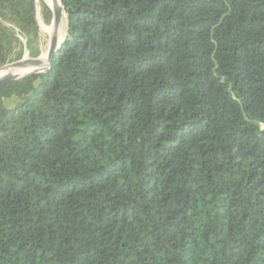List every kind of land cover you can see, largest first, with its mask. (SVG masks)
<instances>
[{
	"label": "trees",
	"instance_id": "16d2710c",
	"mask_svg": "<svg viewBox=\"0 0 264 264\" xmlns=\"http://www.w3.org/2000/svg\"><path fill=\"white\" fill-rule=\"evenodd\" d=\"M61 2L0 84V264H264V0ZM37 15L0 0V67Z\"/></svg>",
	"mask_w": 264,
	"mask_h": 264
},
{
	"label": "water",
	"instance_id": "95a60500",
	"mask_svg": "<svg viewBox=\"0 0 264 264\" xmlns=\"http://www.w3.org/2000/svg\"><path fill=\"white\" fill-rule=\"evenodd\" d=\"M58 2H59V6L55 5L53 9L50 8L52 12L51 22L53 23L55 30L57 29V26L60 22L61 11L63 10V5L61 0H58ZM38 9L39 7H37V11ZM38 16L39 15H37V17ZM38 26H39V22H38ZM61 42H62V38L59 39L57 37V34L54 32L48 42L45 62H43L40 59L41 54L34 58L28 57L27 54H25L20 60L13 61L11 63L1 66L0 84H6L12 81H17L24 78L25 76L46 70L51 64L53 54L60 46Z\"/></svg>",
	"mask_w": 264,
	"mask_h": 264
},
{
	"label": "bare ground",
	"instance_id": "6f19581e",
	"mask_svg": "<svg viewBox=\"0 0 264 264\" xmlns=\"http://www.w3.org/2000/svg\"><path fill=\"white\" fill-rule=\"evenodd\" d=\"M38 1V0H37ZM46 5L53 9V7L55 5L59 6V2L58 0H43ZM63 10L61 11V19H60V22L57 26V29L55 30L54 28V25L52 22H50L51 24L49 26H46L43 22H39V25H40V29H41V32H42V35L44 36H47L50 37L52 36V34L55 32L57 34V37L60 39V38H63L64 36V28H63ZM38 21H39V17H38ZM49 39H48V42H49ZM48 42H47V46L46 48L41 52V56H40V59L45 62L46 61V51H47V48H48ZM23 73V72H22Z\"/></svg>",
	"mask_w": 264,
	"mask_h": 264
},
{
	"label": "rangeland",
	"instance_id": "374dc122",
	"mask_svg": "<svg viewBox=\"0 0 264 264\" xmlns=\"http://www.w3.org/2000/svg\"><path fill=\"white\" fill-rule=\"evenodd\" d=\"M36 2L39 3V0L38 1L36 0ZM40 21L43 22L41 20V18L39 17L38 22H40ZM63 28L66 29V21H65V15L64 14H63ZM64 33H65V30H64ZM39 35H40V41H41L40 48H41V52H42L47 46V42H48L49 37L42 35L41 29H39Z\"/></svg>",
	"mask_w": 264,
	"mask_h": 264
}]
</instances>
